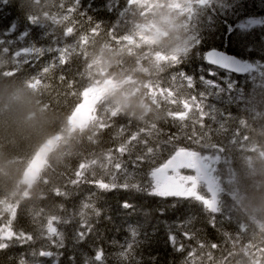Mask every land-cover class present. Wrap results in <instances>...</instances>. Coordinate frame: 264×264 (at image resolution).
<instances>
[{"label":"trees","instance_id":"trees-1","mask_svg":"<svg viewBox=\"0 0 264 264\" xmlns=\"http://www.w3.org/2000/svg\"><path fill=\"white\" fill-rule=\"evenodd\" d=\"M262 1L263 4L259 6ZM239 5L251 10L246 13L250 17L255 15L252 12L255 9V13L258 12L262 17L260 25L242 29L238 22H230L235 17L230 9L228 13L223 12L211 2L210 5L201 7L204 13L198 19L196 33L201 34L205 29L219 27V35H227L233 41L222 44L220 49L246 58L249 62L258 60L250 63L260 68L264 65V59L261 58L264 48L259 58L250 60V56L242 53L239 47H248L255 52L264 47V0H242ZM70 6V0H0L1 61L14 65L11 57L16 54L17 58L22 57L17 51L20 48L17 49L15 44L18 42L20 47H24L27 40L39 39L45 32L51 34L49 39H61L65 44V58L60 63L51 64L55 57L51 53L31 64L19 62L13 71L0 66V86L6 87L0 90V233L12 237L13 244L16 243V235L23 238V234H30L29 243L16 245L13 249L22 254L38 250L48 244L47 229L54 218L62 220L95 194L101 196L100 202L105 205L111 217V222L96 225L99 228L97 243L105 252L107 264H124L125 258L121 256L120 246L135 244L136 240L129 235V225L145 224L146 220L145 229L151 239L139 249H133V252H139L137 260L147 262L154 258L155 264H202L204 253H208L210 246L220 248V252L224 254L227 242L223 233L227 235L228 232L209 227L206 222L208 214L201 210L198 203L194 206L193 202L149 197L137 191L116 190L101 194L100 190L85 183V180L93 178L92 168L97 154L116 147L111 144L110 139L113 129L94 120L81 129L70 126V119L78 108L86 105L92 110V115L97 116L98 107L107 101L109 111L106 113L109 116L121 115L114 127L118 136L130 137L142 130H153L154 134L160 133L158 139L164 141L166 130L174 132L176 129L171 124L167 128L165 110H151L150 101L138 108V95L145 97L142 88H151L147 84V80L151 79L164 87L176 88V84L162 70L168 71L170 75L182 70L188 76L196 77L197 89L204 88L200 82L201 76L218 71L206 63L207 51L194 43L187 55L185 51L178 57L185 59L178 68L174 61L153 63V55L164 53L180 42L186 36L189 26H183L179 30L168 29L160 40L149 45L124 47L123 41L117 39L120 35L136 30L155 18V15H147L144 5L135 0H116L115 9L109 12L101 6V0H82L84 10L92 16L91 20L77 13H69ZM196 11L197 8L194 9L193 18L198 15ZM28 17L35 24L30 23ZM97 22H100L98 27ZM11 27L15 32L10 37L8 31ZM68 29H71V35L64 39ZM25 33L28 35L22 39ZM18 35L21 36L20 41ZM4 47H7V52ZM196 56L201 62L194 59ZM45 66L47 71L41 72ZM60 73H65L67 79H61ZM129 75L137 79L140 88L130 82L118 88L109 87L111 79L122 81ZM230 76L241 81V77ZM225 82L226 80L222 81V84L225 85ZM104 86L106 92L103 91ZM127 95H132L130 105ZM227 108L231 112L235 111L231 106ZM246 122L240 114H235L234 120L229 121V126H233L239 140V148L251 146L264 151L261 138L254 132L255 127L263 124L264 120H254L252 128ZM94 131L99 136L95 137ZM246 134L250 138L248 143L244 142ZM205 141L216 147L209 139L206 138ZM233 145L232 143L231 146ZM227 154L233 166L240 162V155L234 157L228 151ZM39 155L45 165L31 180V170H35L33 161ZM81 167L84 169L81 170ZM78 173L79 177L84 175L79 183ZM62 176L67 179L58 181ZM24 178L25 181L22 182ZM65 187L77 188L76 201L64 198L68 189ZM261 198L264 199V196ZM125 200L134 205V209H121L119 206ZM145 211H151L152 214L145 217ZM160 213L163 214L160 216ZM153 225L156 226L155 229ZM145 229H141V240ZM62 230L66 235L65 247L45 250L63 253L60 264H68V257L74 250L72 229ZM184 231L192 234L191 240H185L180 235ZM172 234L177 236V246L186 244L185 253L176 252L168 243L167 236ZM9 250H0V255H5ZM88 251L90 255L93 254ZM189 251L191 255H188ZM250 252L244 246V249L235 248L229 254L235 261L239 259L247 264L242 256L247 258Z\"/></svg>","mask_w":264,"mask_h":264},{"label":"snow or ice","instance_id":"snow-or-ice-1","mask_svg":"<svg viewBox=\"0 0 264 264\" xmlns=\"http://www.w3.org/2000/svg\"><path fill=\"white\" fill-rule=\"evenodd\" d=\"M211 2L212 0H200L203 7L210 5ZM70 3L69 13H77L91 20L92 16L84 10L82 0H70ZM101 6L111 12L116 7V0H108L107 3H105V0H101ZM29 21L35 24L31 18H29ZM99 23L97 22V27ZM27 35L25 33L22 39H25ZM70 35L71 29L66 30L64 39ZM50 37L51 34L45 32L39 39L27 40L25 43L27 46L17 50L23 57V62L31 64L43 58L45 54L51 53H56L51 64L62 62L65 52L64 40L49 39ZM195 44L196 46L200 44V40L197 37H195ZM187 54L188 50H186ZM184 61L185 59L183 58H177L176 68ZM44 71H47V66L42 68L41 72ZM211 74L212 72H209V75ZM200 79L203 83L208 84L205 77L201 76ZM174 81L176 82L175 86L178 87L184 98L182 99L180 110L170 113V118L174 123L179 122L181 132L191 126L192 132L184 134V138L193 144L203 146L206 138L213 131L211 125H205L204 121L206 119L217 124L218 129L216 131H218L223 127L224 122L232 118V113L222 111L216 104L208 103L210 98H214L217 102L224 104L226 93L221 91L222 82L212 81L208 84V87L200 91L196 87L194 78L189 77L182 70L175 73ZM144 134L145 138L143 139L140 138L141 132L133 134L129 137L126 144L116 149L118 155L110 161V171L107 179L92 178L84 182L100 190L101 194L116 190L137 191L149 197L177 198L193 202L194 206L198 203L201 206V210L208 214L206 220L208 226L214 230L217 229V218L212 215L217 214L212 165L215 154L223 151L222 146L213 147L208 144L206 146L208 153L204 154L202 151L189 147L174 146L173 142L181 139V136L176 133L168 135L164 141L158 139L160 133ZM153 135H156L157 138L149 139ZM170 145L172 147L169 149ZM161 149H169L168 155L165 159L158 162L157 157L160 155ZM129 164L134 171H129ZM77 175L79 176V173ZM100 201L101 196L94 194L92 197L87 198V202H82L76 211L67 214L62 220L54 218L47 229V245L42 246L38 250L33 249L26 254H21L18 258H14L12 254L8 255L5 259L7 264H29V261H31V264H49V261L51 264H60V257L63 253L45 249H50L51 247L61 249L65 247L66 235L62 230L63 228L72 229V239L74 241V250L68 257V264H107L105 252L102 246L97 243L99 228L96 225H100L103 222H111V217L108 215L105 205ZM119 207L121 209H134V205L127 200L122 202ZM151 214V211L144 212L145 217ZM223 222L224 218L222 217L221 223ZM146 223L147 220L145 224L138 226L129 225V235L132 238H136V240L135 244L128 243L120 246L121 256L125 258L124 264H155L154 258L147 262L137 260L136 256L139 255V252H133L134 248L139 249L151 239V235L145 229ZM189 223L191 224V221ZM155 227L153 225L154 229ZM141 229H145L142 240L139 239ZM169 231H171L170 226ZM180 235L185 240L192 239V234L189 231L181 232ZM14 238L16 240L15 244L11 242L12 237L0 233V250L13 249L16 245L22 246L31 241V236L27 233L23 234V238L19 235ZM167 241L176 252L185 253L187 246L184 243L177 246L176 235H168ZM86 249L93 254L90 255ZM188 255H191L190 251Z\"/></svg>","mask_w":264,"mask_h":264},{"label":"rangeland","instance_id":"rangeland-1","mask_svg":"<svg viewBox=\"0 0 264 264\" xmlns=\"http://www.w3.org/2000/svg\"><path fill=\"white\" fill-rule=\"evenodd\" d=\"M217 2H220L224 6H235L236 8V14H241L245 13V9L241 8V5L239 3L242 0H215ZM135 2L144 5V11L147 13V15L152 16L155 15V18L152 22L147 23L145 25L140 26L136 30L139 32L138 35H134L129 39L122 40V46H141V45H149L152 44L156 41H158L159 37H161L168 29H173V30H179L181 27L185 26H194V23H197V20L195 18H192L194 16V9L196 8V4L192 0H135ZM263 4V1L259 4L261 6ZM159 10V13L157 11ZM249 12V10H247ZM264 11V9H263ZM244 15V14H243ZM250 16V15H249ZM262 22V17L260 14L257 12L255 15L247 19L242 27H247V26H255L258 25ZM221 28V27H220ZM15 32L14 28L11 27L8 31L9 36ZM202 35L206 36H214V35H219V27H213L212 30L205 29L201 32ZM137 36V37H136ZM18 40H21V36L18 35ZM195 43V31L193 30L191 33L183 37V39L174 44L169 50H167L164 53L161 54H154L153 55V63H162V62H168V61H174L177 63V58L186 50H189ZM200 47L199 45H197ZM15 47L22 48L19 46V43L15 44ZM16 50V49H15ZM7 52V51H5ZM56 56V53L53 54ZM17 54L15 55V57ZM65 57L63 56V59ZM217 64L224 66L226 69L231 70L235 73L242 74L245 73L246 71H242L239 68L221 63L220 61H216ZM249 64V63H248ZM174 74H171V76L168 77V79L176 84L174 81ZM194 78V81L196 83V86L198 85V80L196 79L195 76H189ZM240 82L243 83V85L248 84L249 85V90L250 92H245V89L242 88L240 92V96L238 98L234 96H230L227 94V89L231 85V82L229 79L226 80L225 85L221 88L222 92H226L227 96L224 98V104L217 102L214 98H210L208 103H213L216 104L218 108L226 109L227 105L234 104V103H239L241 102V105L239 106L240 108V114L243 116H249L250 114L255 117L254 114V106L257 103L261 102L260 96L264 95V65H262L259 69H254L250 71L246 76L242 78ZM132 83V85L139 87L137 79L134 78L133 75H129L128 77L124 78L122 81H118L117 79H111L110 82L108 83L109 87L112 88H118L121 85H127V83ZM147 84L151 86V88H159L163 89L165 91H169L171 93V96L167 99H158L155 98L152 101H150L152 104L150 105V109L153 111H159L160 109L165 110V115L167 117V128L169 127V124H171L176 131H171V130H166V137H164V140L167 139L168 135H171L173 133H176L181 136L180 141L182 143H189V141L182 139L184 134H190L192 132L191 126L188 128L184 129L183 132L179 129V122H173L172 119L170 118V113L175 112L180 110L181 107V102L182 99L184 98L183 95L180 93L178 87L176 86L175 89L170 88V87H164L158 83L155 82V80H147ZM203 85L204 88H198V90L203 91L206 87H208V84H210L212 81H208V84L203 83L200 81ZM103 91L106 92L107 89L104 86ZM133 95V94H132ZM132 95H127V101L130 104H132ZM138 100H137V106L138 108H141L144 104L142 101V96L138 95ZM175 101V103H173ZM110 103V102H109ZM132 110V107L131 109ZM106 111H109V104L108 102H103L97 109V117H98V124H106L109 127H112L113 125L111 124L110 120L107 119V113ZM261 116V119L264 120V109L262 112L259 113ZM142 116V114H141ZM171 120V122L169 121ZM186 123H188L186 121ZM205 125H211L213 131L215 134L219 135V139L222 141L221 146L223 148V154L219 155L218 153L215 154L213 157L214 163L212 165L213 167V176H214V184L215 188L218 192L217 197L215 198V202L219 203L225 198L227 193L229 191H233L234 188V181L232 180L233 174L235 173L234 166L232 165V160L228 156L227 151L231 153L234 157L237 155H240L241 158L244 160L245 163L249 165L256 161V155H255V150L252 148H239L240 145L238 144V139L234 138V135L232 134V143L234 144L233 146L229 144H225V141L227 139L228 132L231 130L229 126V121L224 122V125L222 128H220L218 131V125L212 123L210 120H205L204 121ZM198 128V126H197ZM255 135L261 138L262 140V145L264 149V138L261 137L264 136V123L261 125H257L255 127ZM95 133L94 136H99L97 132ZM144 133H154V132H144ZM211 133L208 135L207 139L210 138ZM145 136V134H144ZM156 135H153L152 138L149 139H156ZM111 144L116 143L119 145H124L127 143L126 137L123 136H118V133L115 132L111 136ZM143 139V138H142ZM250 138L248 136H245L244 142L248 143ZM175 142V141H174ZM118 147V148H119ZM101 156L105 157H112L113 153L116 152V149H108L101 151ZM168 153V149H161L160 155L157 157L158 162L165 159V154ZM205 152L204 154H207ZM46 153L44 154V156ZM259 158L260 156L257 155ZM45 165V162L43 159H41V156L39 155L34 161H33V166H35V170H31V180L35 178V175L37 172ZM238 165V164H237ZM131 169V165L129 166ZM260 168L264 169V166H260ZM84 167H81V170H83ZM93 169V168H92ZM221 170H224L225 173L223 174ZM94 171V170H93ZM83 174L77 176V181L81 182L83 180ZM30 179V177H29ZM261 180L263 183V189L262 192L264 193V174L261 176ZM78 182V183H79ZM243 185V184H242ZM64 198L66 200H71V201H76L78 198V190L77 188L74 187H68L64 194ZM77 209H74L76 211ZM242 214V213H240ZM227 219L229 222L234 223V220L232 219V216L230 213H227ZM232 239V238H231ZM238 240H245L249 241V238L242 237L239 238ZM236 248V247H235ZM239 249V248H238ZM244 249V245H242V248ZM229 250H232L231 247ZM244 257V256H242ZM251 262V259H249V263ZM253 264H258L259 259L254 258L252 261Z\"/></svg>","mask_w":264,"mask_h":264},{"label":"bare ground","instance_id":"bare-ground-1","mask_svg":"<svg viewBox=\"0 0 264 264\" xmlns=\"http://www.w3.org/2000/svg\"><path fill=\"white\" fill-rule=\"evenodd\" d=\"M138 34H139V32L134 29V30H130V31L120 35L117 39L118 40H126V39H129L132 36L138 35ZM195 37H197L200 40L199 46L202 49H205L206 51H209V52H216V53L221 51L220 46L222 44L227 43V42H233L232 39L230 37H228L227 35L206 36V35L195 33ZM160 39H161V37H159L158 40H160ZM100 43H102V42H100ZM206 45H208V46L205 47ZM25 46H27V45L24 43V47ZM263 48L264 47L259 48L257 52H255L254 50H252L248 47H239V50L242 53H245V55L250 56V60H251L254 58H259L263 52ZM4 50L7 51V47H4ZM261 58L264 59V55H262ZM194 59L197 62H201L200 58L198 56H196ZM11 60H12L14 65H11L9 63H6L5 61L0 60V66L7 69L8 71H13L17 68L16 67L17 64L19 62L23 61V57L17 58V57L12 56ZM257 61L258 60L250 61V62H257ZM211 72H212L211 75L208 74V75L203 76L206 78L207 81L222 82V81L227 80V79L230 80L231 85L227 89L228 95L238 98L240 96V92H241L242 88L245 89V92H247V93L250 92L248 84L243 85V83L240 82V80H237L234 77L230 76V74L227 73L225 70L218 69V71H211ZM162 73L166 76H171L168 71L162 70ZM59 76L61 79H67V75L65 73H60ZM140 86L141 85H139V88H140ZM5 88H6L5 86H0V90H4ZM58 88H59V86L57 84V89ZM142 91L145 95V97H142V101L145 103L152 101L155 98L167 99L171 96V93L169 91H165V90L159 89V88H142ZM227 94H226V96H227ZM260 99H261V102L255 104V106H254V114L255 115H258L264 109V95H261ZM239 103L241 104V102H239ZM250 116L253 117L252 114H250ZM70 122H71V120H70ZM182 139L186 140L184 138V136L182 137ZM66 179H67L66 176H62V177L58 178V181H64ZM24 181H25V178L22 180V182H24ZM159 215L161 216V213ZM258 216L264 217V204L259 206L256 213H247L246 222L251 223ZM11 254L13 255L14 258H18L22 253H18L17 249H11L8 252H6L5 255H0V264H7L5 259L7 258L8 255H11Z\"/></svg>","mask_w":264,"mask_h":264},{"label":"water","instance_id":"water-1","mask_svg":"<svg viewBox=\"0 0 264 264\" xmlns=\"http://www.w3.org/2000/svg\"><path fill=\"white\" fill-rule=\"evenodd\" d=\"M215 54L218 56L219 59L217 57L213 56L212 54L208 53L207 54V60L209 62H212V63H216V61L220 60V62H222V63H225V64L228 63L231 65L234 64V65L242 68V66H241L242 64L240 62H238V60L236 58H234L232 56H227L223 53H215ZM243 71H245V70H243ZM88 120H89L88 112L86 110H79L73 115V117L71 119V123L76 127H81V126L85 125L88 122Z\"/></svg>","mask_w":264,"mask_h":264}]
</instances>
